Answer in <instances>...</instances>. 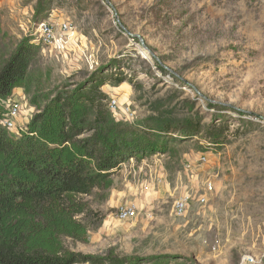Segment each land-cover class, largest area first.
Wrapping results in <instances>:
<instances>
[{
  "label": "rangeland",
  "instance_id": "374dc122",
  "mask_svg": "<svg viewBox=\"0 0 264 264\" xmlns=\"http://www.w3.org/2000/svg\"><path fill=\"white\" fill-rule=\"evenodd\" d=\"M49 17L73 24L67 50L33 41ZM27 37L32 87L14 91L10 135L37 113L31 96L100 71L103 113L170 143L165 154L125 162L110 189L81 197L88 239L63 237L66 247L134 264H264V0H0V56ZM131 205L136 217L121 221L118 209Z\"/></svg>",
  "mask_w": 264,
  "mask_h": 264
},
{
  "label": "trees",
  "instance_id": "16d2710c",
  "mask_svg": "<svg viewBox=\"0 0 264 264\" xmlns=\"http://www.w3.org/2000/svg\"><path fill=\"white\" fill-rule=\"evenodd\" d=\"M33 41L27 37L0 56V264H134L133 258L75 253L62 238L86 241L79 217L89 208L81 197L110 189L130 159L167 153L168 137L105 115L108 77L100 71L63 90L31 96L37 113L19 137L10 135L1 124L3 102L19 88L30 94ZM221 129L211 135L217 143Z\"/></svg>",
  "mask_w": 264,
  "mask_h": 264
},
{
  "label": "built area",
  "instance_id": "2783aa9c",
  "mask_svg": "<svg viewBox=\"0 0 264 264\" xmlns=\"http://www.w3.org/2000/svg\"><path fill=\"white\" fill-rule=\"evenodd\" d=\"M74 27L70 21L57 22L56 20L49 17L42 21L37 22L35 30V40L38 43L52 46L56 50L62 52L69 48L73 40ZM12 99V98H11ZM9 99L3 102L5 107V113L1 124L10 133L16 129L15 119L20 114L19 104L17 102H11ZM110 107L112 110L118 108L117 101L112 99L110 101ZM213 184L209 182L207 189L213 190ZM189 197H184L177 201L175 210L178 214H182L186 210ZM137 211L136 206H122L118 209L117 216L121 221H128L136 217Z\"/></svg>",
  "mask_w": 264,
  "mask_h": 264
},
{
  "label": "crops",
  "instance_id": "0c3cea01",
  "mask_svg": "<svg viewBox=\"0 0 264 264\" xmlns=\"http://www.w3.org/2000/svg\"><path fill=\"white\" fill-rule=\"evenodd\" d=\"M57 22H58V21H57ZM19 90H22V89L19 88L17 91H19Z\"/></svg>",
  "mask_w": 264,
  "mask_h": 264
},
{
  "label": "water",
  "instance_id": "95a60500",
  "mask_svg": "<svg viewBox=\"0 0 264 264\" xmlns=\"http://www.w3.org/2000/svg\"><path fill=\"white\" fill-rule=\"evenodd\" d=\"M123 27V26H122ZM124 28V27H123ZM125 29V28H124Z\"/></svg>",
  "mask_w": 264,
  "mask_h": 264
}]
</instances>
